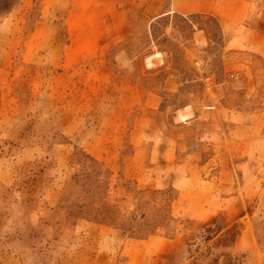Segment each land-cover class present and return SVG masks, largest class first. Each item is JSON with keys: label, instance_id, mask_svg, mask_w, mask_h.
<instances>
[{"label": "rangeland", "instance_id": "374dc122", "mask_svg": "<svg viewBox=\"0 0 264 264\" xmlns=\"http://www.w3.org/2000/svg\"><path fill=\"white\" fill-rule=\"evenodd\" d=\"M169 1L0 0V264H264V0Z\"/></svg>", "mask_w": 264, "mask_h": 264}, {"label": "crops", "instance_id": "0c3cea01", "mask_svg": "<svg viewBox=\"0 0 264 264\" xmlns=\"http://www.w3.org/2000/svg\"><path fill=\"white\" fill-rule=\"evenodd\" d=\"M249 2H250L249 0H181L180 2H179V0H170L168 3L167 9H166V5H163L161 10L158 11L157 14H155L153 16L150 15L149 18H151V17L156 18V17H158V16H160V15H162L168 11V13L169 12H176V13L181 14V15H185V14L212 15V14H214V15H216L217 18L225 19L228 21L233 20V18L236 17V20L239 21V23H240L241 21L243 22L245 20V17L242 18V16H243L242 15L243 11L241 12V9L243 10L242 6H245V5L248 6L250 4ZM211 5H212V7H211ZM218 5L220 6L219 13H218V10H219ZM227 7L232 8V13L237 14V15L232 16L233 18L230 16L224 17V15H223L224 10ZM208 8H209V10L205 11ZM245 13L247 14L246 11H244V14ZM229 18H232V19H229ZM228 21H227V23H229ZM127 23L128 22H126V24L124 25V28L122 29V31L115 30L114 34H112L110 36L111 40H110L109 44H108V42L105 43L106 41L105 42L103 41L104 34H100L98 45L104 46V45L108 44L107 48H112L115 45L119 44V41H116V40L120 36H125V39H126L130 35V33H132L131 30L129 29ZM252 32H257V31L253 30ZM100 33H101V30H100ZM263 46H264V44H263ZM252 49L254 51H257L260 55L264 56V47L258 49L257 45L254 46V48L252 45Z\"/></svg>", "mask_w": 264, "mask_h": 264}]
</instances>
